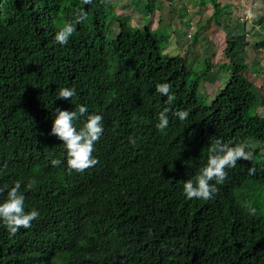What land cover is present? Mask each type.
<instances>
[{
    "label": "trees",
    "instance_id": "trees-1",
    "mask_svg": "<svg viewBox=\"0 0 264 264\" xmlns=\"http://www.w3.org/2000/svg\"><path fill=\"white\" fill-rule=\"evenodd\" d=\"M156 9L145 0L150 17ZM80 10L86 19L77 23ZM130 20L108 0H0V185L19 181L25 209L40 213L15 236L0 223V264H264V117L256 114L263 93L248 78L264 76V67L230 57L219 65L228 79L205 105L199 83L211 63L196 73L184 56L163 53L150 24ZM66 23L76 32L60 45L54 37ZM236 46L226 39L224 53ZM160 83L171 85V104L156 92ZM63 87L76 95L56 98ZM80 105L103 117L104 131L93 153L99 163L76 172L50 131L55 108ZM164 108L170 123L161 131ZM217 138L246 144L254 157L227 169L212 199L189 200L182 181L206 163Z\"/></svg>",
    "mask_w": 264,
    "mask_h": 264
},
{
    "label": "rangeland",
    "instance_id": "rangeland-1",
    "mask_svg": "<svg viewBox=\"0 0 264 264\" xmlns=\"http://www.w3.org/2000/svg\"><path fill=\"white\" fill-rule=\"evenodd\" d=\"M108 1L113 3L116 13L130 14L132 25L148 23L151 29L162 35L161 46L166 55L184 56L187 67L198 74L209 68L207 61L211 63L208 81L199 83V95L205 105L228 79L229 72L219 65L228 63L230 57L244 60L250 67H264V46L261 47L263 50L254 49L257 42L264 41V31L258 27L264 24V0H215L222 6L216 8L219 17L224 19L220 20L221 27L212 19L213 0H152L157 9L151 17L143 10L145 0H138L135 4H131L133 0ZM226 5L229 7L225 8ZM228 12L229 18H226ZM226 39L238 40L237 50L231 56L224 53ZM256 74L249 73L248 78L258 93L262 88L263 96L259 98L261 104L256 114L264 117V76Z\"/></svg>",
    "mask_w": 264,
    "mask_h": 264
},
{
    "label": "clouds",
    "instance_id": "clouds-1",
    "mask_svg": "<svg viewBox=\"0 0 264 264\" xmlns=\"http://www.w3.org/2000/svg\"><path fill=\"white\" fill-rule=\"evenodd\" d=\"M91 2L92 0H82L85 5L91 4ZM84 19H86V13L80 10L77 23H82ZM75 32V24L66 23L56 32L55 42L60 45L68 44ZM170 91L171 85L168 83L156 85V92L166 96L169 104L175 100L174 94H170ZM75 95L76 92L73 88L63 87L56 93V98L71 100ZM54 112L55 117L50 134L62 141L66 151L68 170L83 172L97 165L99 161L93 156V153L96 150L95 144L104 131L103 117L95 113L89 114L86 105H80L75 110L55 108ZM168 112L169 109L164 108L158 113V123L155 125L158 130L162 131L169 127ZM175 116L180 121H185L189 117V112L178 110ZM78 122L80 127H77ZM129 143L134 144L135 139L130 137ZM253 157L254 152L248 150L246 144L237 143L233 146L219 138L209 141L206 163L198 169L194 177L182 181L185 197L189 200L212 199L219 191L217 186L224 184L228 176L227 169L235 168L238 161H251ZM50 163L56 167L61 164V160L51 159ZM248 172L250 175H254L255 169L249 168ZM35 183V179H30L26 187L31 190ZM0 194H6V198L0 201V223L3 224L11 236H15L21 228H30L32 222L39 218L40 213L38 210L25 209V195L21 191L19 181L12 186L8 184L0 185ZM255 211V208H250L249 214L254 215Z\"/></svg>",
    "mask_w": 264,
    "mask_h": 264
},
{
    "label": "crops",
    "instance_id": "crops-1",
    "mask_svg": "<svg viewBox=\"0 0 264 264\" xmlns=\"http://www.w3.org/2000/svg\"><path fill=\"white\" fill-rule=\"evenodd\" d=\"M250 17H251V16H250ZM250 17H249V18H250ZM249 18H248V19H249ZM254 18H255V17H254Z\"/></svg>",
    "mask_w": 264,
    "mask_h": 264
}]
</instances>
